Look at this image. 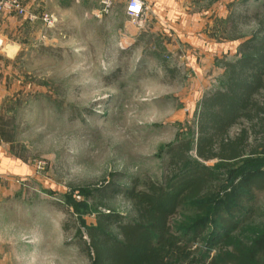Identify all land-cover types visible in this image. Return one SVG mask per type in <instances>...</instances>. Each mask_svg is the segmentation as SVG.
Segmentation results:
<instances>
[{
  "label": "rangeland",
  "instance_id": "1",
  "mask_svg": "<svg viewBox=\"0 0 264 264\" xmlns=\"http://www.w3.org/2000/svg\"><path fill=\"white\" fill-rule=\"evenodd\" d=\"M100 1L30 0L35 18L17 28L20 49L0 107L1 148L16 161L15 173L0 172V264H88L87 228L97 215L133 214L110 185L162 179L167 147L195 140L199 100L222 87V62L235 59V44L256 31L253 16L264 11V0H175L155 6L156 19L133 22L126 0H113L107 14L98 13ZM41 12L54 23L45 26ZM233 13L249 18L230 20ZM258 157L224 180L255 168L264 151ZM253 194L228 231L241 230L239 240L264 226V191ZM199 216L179 207L172 226ZM206 225L202 235L212 231L213 243L225 237L219 224ZM201 245L206 239L191 246Z\"/></svg>",
  "mask_w": 264,
  "mask_h": 264
},
{
  "label": "trees",
  "instance_id": "2",
  "mask_svg": "<svg viewBox=\"0 0 264 264\" xmlns=\"http://www.w3.org/2000/svg\"><path fill=\"white\" fill-rule=\"evenodd\" d=\"M261 14L253 16L256 31L235 44V59L222 62V87L199 100L195 140L167 147L162 179L140 183L133 178L125 188L110 185L112 191H122L133 214L128 220L110 212L97 215V224L87 228L88 264H264V226L252 240H239L241 230L228 233L253 190L264 191V158L255 168H242L224 180L232 167L253 162L264 151V11ZM231 18L249 17L233 13ZM187 206L196 207L200 216L188 225L172 226L175 212ZM209 223L219 224L225 237L213 243L217 237L209 238L212 231L202 235ZM195 239H206L205 249L192 248Z\"/></svg>",
  "mask_w": 264,
  "mask_h": 264
},
{
  "label": "crops",
  "instance_id": "3",
  "mask_svg": "<svg viewBox=\"0 0 264 264\" xmlns=\"http://www.w3.org/2000/svg\"><path fill=\"white\" fill-rule=\"evenodd\" d=\"M146 1L150 5L149 13L147 16L152 15L153 19H156V14L152 12L155 6H157L159 10H162L160 7L161 4H164V5L169 4V3H172V1H173L172 6H177V3L175 2V0H159L160 4L156 2L157 0H146ZM166 8L167 7L164 6V9ZM172 8L176 9L174 7ZM26 19H27V16L21 19L19 18V16H17L14 13H1L0 14V36L2 37L3 42H4V45L2 49L0 50V107H1V102L3 98H5L6 95L8 94L7 86H5L6 85L5 81L10 76L9 75V71L11 68L10 60L14 58V54L17 53V51L20 49V44L18 40L14 38V36L16 35L17 28H19L20 26H24V23L27 21ZM20 29L21 27L19 28V30ZM6 41L9 43H6ZM5 47L8 49H6ZM9 49H11V54L5 55L4 53H2V50L7 51ZM2 146L3 145L0 141V172L1 173L11 172L13 174L15 173V162L16 161L15 159L13 161L8 159V154L5 153V151L1 148ZM13 164H14V167H13Z\"/></svg>",
  "mask_w": 264,
  "mask_h": 264
},
{
  "label": "built area",
  "instance_id": "4",
  "mask_svg": "<svg viewBox=\"0 0 264 264\" xmlns=\"http://www.w3.org/2000/svg\"><path fill=\"white\" fill-rule=\"evenodd\" d=\"M29 1L30 0H0V14L14 13L20 16H27L29 20H32L35 17L34 14L28 12ZM112 1L113 0H101L98 13L107 14L110 11ZM124 10L129 20L141 22L149 13V5L145 0H126ZM41 20L45 26H50L54 23L55 17L50 12H43L41 14ZM40 38H43V35H41ZM3 45L4 42L0 36V50Z\"/></svg>",
  "mask_w": 264,
  "mask_h": 264
}]
</instances>
